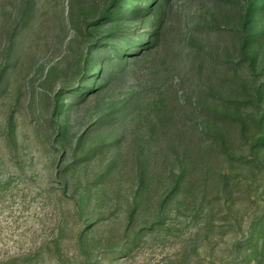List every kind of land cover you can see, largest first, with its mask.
<instances>
[{"label": "rangeland", "instance_id": "rangeland-1", "mask_svg": "<svg viewBox=\"0 0 264 264\" xmlns=\"http://www.w3.org/2000/svg\"><path fill=\"white\" fill-rule=\"evenodd\" d=\"M250 1L0 0V264H264Z\"/></svg>", "mask_w": 264, "mask_h": 264}, {"label": "trees", "instance_id": "trees-1", "mask_svg": "<svg viewBox=\"0 0 264 264\" xmlns=\"http://www.w3.org/2000/svg\"><path fill=\"white\" fill-rule=\"evenodd\" d=\"M255 10H259L260 12L264 11V0H251L247 4V10L245 14V27L243 30H241L239 35V41H238V48L239 50L245 54V56L248 57L249 62H251L253 65H255V62L258 60V55H260L263 51L264 47V29L261 33L253 32L250 21L252 17V12ZM263 37L262 42L260 45L256 46V44L251 47V44L253 41H255L257 38ZM256 46V48H255ZM230 49V47H228ZM260 48V50H258ZM256 49V51H255ZM261 66L264 69V59L260 61ZM9 62L7 64H4L0 66V98H4L5 92L7 90V87L9 85H12L13 83V73L15 71V67L13 65L8 66ZM9 71V72H8ZM263 77H264V70H263ZM261 86H264V82L261 84ZM264 95V92H263ZM264 139V136H260L254 141V145L259 144L260 142L258 139L261 138ZM183 172V171H182Z\"/></svg>", "mask_w": 264, "mask_h": 264}]
</instances>
